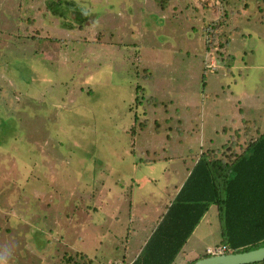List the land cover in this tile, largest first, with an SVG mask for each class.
I'll return each mask as SVG.
<instances>
[{"label": "rangeland", "instance_id": "374dc122", "mask_svg": "<svg viewBox=\"0 0 264 264\" xmlns=\"http://www.w3.org/2000/svg\"><path fill=\"white\" fill-rule=\"evenodd\" d=\"M50 1L0 0V264H115L201 152L264 130V0ZM221 222L210 205L172 264Z\"/></svg>", "mask_w": 264, "mask_h": 264}, {"label": "trees", "instance_id": "16d2710c", "mask_svg": "<svg viewBox=\"0 0 264 264\" xmlns=\"http://www.w3.org/2000/svg\"><path fill=\"white\" fill-rule=\"evenodd\" d=\"M156 1L162 6L168 3V0ZM62 3L63 0H51L47 10L63 16L68 9L61 10ZM68 5L76 15L80 13L73 3ZM78 17L82 23L87 15L81 12ZM216 28L217 24L208 32L211 41L224 36L214 33ZM251 123L244 120L243 132L235 130L223 147L200 153L130 264H171L212 204L222 221L221 243L217 246H225V253L264 246V130L256 133L255 129L253 133ZM208 256L209 253H204L187 264ZM77 257L81 262H91L83 255ZM77 259L73 255L65 257L66 262L75 260L78 264ZM249 264H264V260Z\"/></svg>", "mask_w": 264, "mask_h": 264}, {"label": "water", "instance_id": "95a60500", "mask_svg": "<svg viewBox=\"0 0 264 264\" xmlns=\"http://www.w3.org/2000/svg\"><path fill=\"white\" fill-rule=\"evenodd\" d=\"M263 260L264 246L243 252L211 254L197 259L192 264H249Z\"/></svg>", "mask_w": 264, "mask_h": 264}, {"label": "crops", "instance_id": "0c3cea01", "mask_svg": "<svg viewBox=\"0 0 264 264\" xmlns=\"http://www.w3.org/2000/svg\"><path fill=\"white\" fill-rule=\"evenodd\" d=\"M146 151H147V150H143L141 153H146ZM149 151H150V150H149ZM151 152H152V151H151ZM154 155H155L154 152H152V155H151V156H154ZM149 156H150V154L147 155L146 157H149ZM158 158H159V156L157 155V156H156V160H157ZM139 159H140V161L144 160V161H145V164H147V165H151V164H152L151 162L156 161V160H154V159H148V158H143V157H139ZM145 159H146V160H145ZM197 159H198V158H197ZM197 159H196V161H197ZM196 161H195V162H196ZM195 162H194V163H195ZM194 163H193L192 165H194ZM134 167H137V165H135ZM188 173H189V171H188ZM188 173H187V175H188ZM187 175H186V176H187ZM186 176H185V178H186ZM185 178H184V179H185ZM183 181H184V180H183ZM183 181H182V182H183ZM181 184H182V183H181ZM181 184H180V185L178 186V188L176 189V192H177V190L180 188ZM176 192H175V194H176ZM175 194H174V195H175ZM173 197H174V196H173ZM118 199H119V198H118ZM172 199H173V198H172ZM165 210H166V208H165ZM165 210H164V211H165ZM164 211H163V212H164ZM130 215H131V214H130ZM160 216H161V215H160ZM203 216H204V215H203ZM202 218H203V217H202ZM202 218H201V219H202ZM128 219H129L130 221H132V217H129ZM159 219H160V217H159ZM159 219H158V221H159ZM158 221H157V223H158ZM200 221H201V220H200ZM157 223H156V224H157ZM198 224H199V223H198ZM198 224H197V225H198ZM155 226H156V225H155ZM195 228H196V227H195ZM195 228H194V230H195ZM153 229H154V228H153ZM194 230H193V231H194ZM151 233H152V230H151L150 234H148V235L146 236V238H144V239L142 240V242L139 244V248H138L137 252H135L134 254L131 253L128 257H126L125 255H123L121 261L114 262V263H115V264H130V263L136 258L137 254H138V251L140 250L141 246L144 245V243H145L146 240L149 238V236L151 235ZM192 233H193V232H192ZM192 233H191V234H192ZM190 236H191V235H190ZM190 236H189V237H190ZM187 240H188V239H187ZM186 242H187V241H186ZM184 245H185V244H184ZM182 248H183V247H182ZM178 254H179V253H178ZM178 254H177V255H178ZM108 263H110V261H109ZM172 263H173V262H172ZM172 263H171V264H172ZM186 264H187V263H186Z\"/></svg>", "mask_w": 264, "mask_h": 264}, {"label": "built area", "instance_id": "2783aa9c", "mask_svg": "<svg viewBox=\"0 0 264 264\" xmlns=\"http://www.w3.org/2000/svg\"><path fill=\"white\" fill-rule=\"evenodd\" d=\"M226 247L225 246H216L214 249H208V253L211 254H219V253H224Z\"/></svg>", "mask_w": 264, "mask_h": 264}, {"label": "clouds", "instance_id": "9594fccd", "mask_svg": "<svg viewBox=\"0 0 264 264\" xmlns=\"http://www.w3.org/2000/svg\"><path fill=\"white\" fill-rule=\"evenodd\" d=\"M225 253V252H224Z\"/></svg>", "mask_w": 264, "mask_h": 264}]
</instances>
